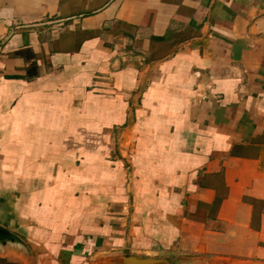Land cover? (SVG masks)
<instances>
[{
    "label": "crops",
    "instance_id": "crops-1",
    "mask_svg": "<svg viewBox=\"0 0 264 264\" xmlns=\"http://www.w3.org/2000/svg\"><path fill=\"white\" fill-rule=\"evenodd\" d=\"M0 225V264H264V0H0Z\"/></svg>",
    "mask_w": 264,
    "mask_h": 264
},
{
    "label": "water",
    "instance_id": "water-1",
    "mask_svg": "<svg viewBox=\"0 0 264 264\" xmlns=\"http://www.w3.org/2000/svg\"><path fill=\"white\" fill-rule=\"evenodd\" d=\"M10 249L31 258L30 248L25 240L13 230L0 225V253H5ZM112 262L115 264H159L160 262L169 264V261L141 256H117L112 259Z\"/></svg>",
    "mask_w": 264,
    "mask_h": 264
},
{
    "label": "trees",
    "instance_id": "trees-1",
    "mask_svg": "<svg viewBox=\"0 0 264 264\" xmlns=\"http://www.w3.org/2000/svg\"><path fill=\"white\" fill-rule=\"evenodd\" d=\"M16 54L25 57L26 60H28L29 62L34 57V54L32 53V51L30 49L20 50V51L16 52ZM37 67H38L37 62H35V61L31 62L27 68L26 77L32 78V77H35L36 75H38Z\"/></svg>",
    "mask_w": 264,
    "mask_h": 264
},
{
    "label": "rangeland",
    "instance_id": "rangeland-1",
    "mask_svg": "<svg viewBox=\"0 0 264 264\" xmlns=\"http://www.w3.org/2000/svg\"><path fill=\"white\" fill-rule=\"evenodd\" d=\"M123 133H124V132H123ZM121 135H122V134H121ZM127 135H130V134H127ZM116 138H117V137H116ZM117 141H118V140H117ZM117 141H116V142H117ZM111 144H112V143H111Z\"/></svg>",
    "mask_w": 264,
    "mask_h": 264
}]
</instances>
